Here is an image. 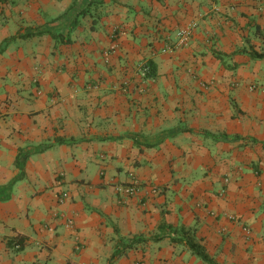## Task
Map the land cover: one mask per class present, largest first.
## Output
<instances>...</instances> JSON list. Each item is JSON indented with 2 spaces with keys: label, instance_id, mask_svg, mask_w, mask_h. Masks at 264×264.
Masks as SVG:
<instances>
[{
  "label": "crops",
  "instance_id": "0c3cea01",
  "mask_svg": "<svg viewBox=\"0 0 264 264\" xmlns=\"http://www.w3.org/2000/svg\"><path fill=\"white\" fill-rule=\"evenodd\" d=\"M251 49L264 0H0V264H207L167 226L215 264H264Z\"/></svg>",
  "mask_w": 264,
  "mask_h": 264
},
{
  "label": "trees",
  "instance_id": "16d2710c",
  "mask_svg": "<svg viewBox=\"0 0 264 264\" xmlns=\"http://www.w3.org/2000/svg\"><path fill=\"white\" fill-rule=\"evenodd\" d=\"M85 10L84 9H80V11H77V14L80 13H84ZM250 56L251 57H255V58H262L264 57V51H255L252 50L250 51ZM141 70H143V76L145 77H154L156 74V66L155 64L150 61V60H146L143 65L140 67ZM58 142H71L72 138L69 139H57ZM262 146H264V143H262ZM163 224H160L158 226V230L159 232H161V230L163 229ZM167 228L170 229V231L173 233V235H175L177 231L180 232L179 234V238L181 240L184 241V243L190 248V250L196 254L198 257H200L203 261H205L207 264H215L214 261L208 256V254L206 253V251L204 250V247L196 242L192 236V229L189 228H184V227H180L179 229H174L171 228L169 226H167ZM161 235H159V233L157 235H155V239L159 238ZM173 240H177L178 238L173 236L172 237ZM24 242V237L19 236V235H15V236H11L7 239V245L14 247L15 244H19L20 246L23 245ZM133 242V239H129L127 240V242L125 243L124 247H129L131 245V243ZM120 250H115L113 251L112 255H111V259L114 258L115 256L120 254ZM43 264H47V263H43Z\"/></svg>",
  "mask_w": 264,
  "mask_h": 264
},
{
  "label": "built area",
  "instance_id": "2783aa9c",
  "mask_svg": "<svg viewBox=\"0 0 264 264\" xmlns=\"http://www.w3.org/2000/svg\"><path fill=\"white\" fill-rule=\"evenodd\" d=\"M189 34L190 32L188 31V29H182V30H179L178 31V39H179V43L182 44L183 46L187 45L188 43V39H189ZM143 65V64H142ZM141 65V66H142ZM140 66V67H141ZM141 73L143 74V70H141ZM250 88H253V85H250ZM140 187V183L137 179H131L125 186L124 190L125 192L129 193V194H132V193H135ZM156 188L152 187L151 188V191L152 192H156ZM69 195L67 192L63 191L60 193L59 197H58V200L60 202L68 199ZM65 224L66 226H71L72 225V220L70 218H67L66 221H65ZM77 240V239H76ZM15 247H18L19 245L18 244H15L14 245Z\"/></svg>",
  "mask_w": 264,
  "mask_h": 264
}]
</instances>
